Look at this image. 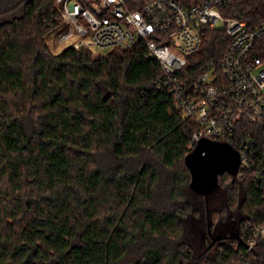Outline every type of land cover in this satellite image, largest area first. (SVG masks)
I'll return each instance as SVG.
<instances>
[{
  "label": "trees",
  "instance_id": "trees-1",
  "mask_svg": "<svg viewBox=\"0 0 264 264\" xmlns=\"http://www.w3.org/2000/svg\"><path fill=\"white\" fill-rule=\"evenodd\" d=\"M226 12L254 25L264 0ZM61 25L56 0H0V264H227L264 220L254 170L194 191L195 124L154 88L145 43L55 52ZM226 42L204 26L189 60L219 61Z\"/></svg>",
  "mask_w": 264,
  "mask_h": 264
},
{
  "label": "built area",
  "instance_id": "built-area-1",
  "mask_svg": "<svg viewBox=\"0 0 264 264\" xmlns=\"http://www.w3.org/2000/svg\"><path fill=\"white\" fill-rule=\"evenodd\" d=\"M231 1L56 0L64 28L55 42L95 52L145 43L161 69L154 88L171 93L195 124L188 148L201 138L230 143L240 156L237 174L254 170L264 196V17L250 25L231 16ZM204 26L222 29L227 42L219 61L194 67L189 58ZM240 236L243 248L227 264H264V220L245 223Z\"/></svg>",
  "mask_w": 264,
  "mask_h": 264
},
{
  "label": "water",
  "instance_id": "water-1",
  "mask_svg": "<svg viewBox=\"0 0 264 264\" xmlns=\"http://www.w3.org/2000/svg\"><path fill=\"white\" fill-rule=\"evenodd\" d=\"M190 171V186L207 196L217 185L218 175L236 174L240 164L238 151L228 142L201 138L185 157Z\"/></svg>",
  "mask_w": 264,
  "mask_h": 264
},
{
  "label": "rangeland",
  "instance_id": "rangeland-1",
  "mask_svg": "<svg viewBox=\"0 0 264 264\" xmlns=\"http://www.w3.org/2000/svg\"><path fill=\"white\" fill-rule=\"evenodd\" d=\"M221 23H219L217 26L221 27ZM64 26L62 27H58L56 29H54L50 35L48 36V44L50 45L51 49L55 52L61 50L62 48H64L66 45L64 44H60V43H56L55 42V36L61 32L63 30ZM107 49H96V52H102L105 51Z\"/></svg>",
  "mask_w": 264,
  "mask_h": 264
}]
</instances>
